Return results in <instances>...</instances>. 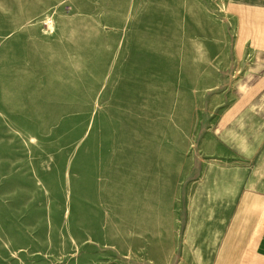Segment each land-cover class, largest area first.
I'll return each mask as SVG.
<instances>
[{
    "label": "rangeland",
    "instance_id": "374dc122",
    "mask_svg": "<svg viewBox=\"0 0 264 264\" xmlns=\"http://www.w3.org/2000/svg\"><path fill=\"white\" fill-rule=\"evenodd\" d=\"M225 2L0 0V264L181 263L199 133L244 73Z\"/></svg>",
    "mask_w": 264,
    "mask_h": 264
},
{
    "label": "crops",
    "instance_id": "0c3cea01",
    "mask_svg": "<svg viewBox=\"0 0 264 264\" xmlns=\"http://www.w3.org/2000/svg\"><path fill=\"white\" fill-rule=\"evenodd\" d=\"M225 4L244 73L223 86L216 123L199 133L179 210L180 264H264V0Z\"/></svg>",
    "mask_w": 264,
    "mask_h": 264
}]
</instances>
